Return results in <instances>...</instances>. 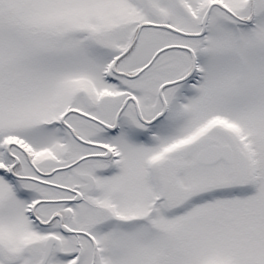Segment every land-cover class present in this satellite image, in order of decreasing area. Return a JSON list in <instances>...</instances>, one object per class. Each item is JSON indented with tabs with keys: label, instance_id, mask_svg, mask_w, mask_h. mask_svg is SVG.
<instances>
[{
	"label": "snow or ice",
	"instance_id": "snow-or-ice-1",
	"mask_svg": "<svg viewBox=\"0 0 264 264\" xmlns=\"http://www.w3.org/2000/svg\"><path fill=\"white\" fill-rule=\"evenodd\" d=\"M0 264H264V0H0Z\"/></svg>",
	"mask_w": 264,
	"mask_h": 264
}]
</instances>
